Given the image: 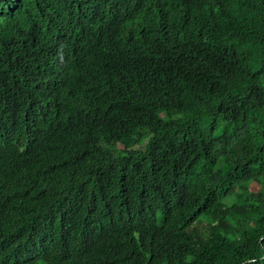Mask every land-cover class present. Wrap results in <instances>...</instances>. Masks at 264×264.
<instances>
[{
    "label": "trees",
    "instance_id": "trees-1",
    "mask_svg": "<svg viewBox=\"0 0 264 264\" xmlns=\"http://www.w3.org/2000/svg\"><path fill=\"white\" fill-rule=\"evenodd\" d=\"M0 264H264V0H0Z\"/></svg>",
    "mask_w": 264,
    "mask_h": 264
},
{
    "label": "rangeland",
    "instance_id": "rangeland-1",
    "mask_svg": "<svg viewBox=\"0 0 264 264\" xmlns=\"http://www.w3.org/2000/svg\"><path fill=\"white\" fill-rule=\"evenodd\" d=\"M259 188V185L258 184H252V189L256 190Z\"/></svg>",
    "mask_w": 264,
    "mask_h": 264
}]
</instances>
